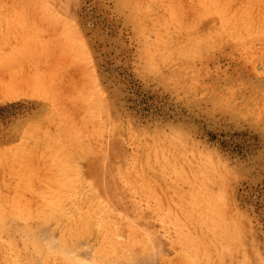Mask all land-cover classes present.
Returning a JSON list of instances; mask_svg holds the SVG:
<instances>
[{
  "label": "rangeland",
  "instance_id": "374dc122",
  "mask_svg": "<svg viewBox=\"0 0 264 264\" xmlns=\"http://www.w3.org/2000/svg\"><path fill=\"white\" fill-rule=\"evenodd\" d=\"M127 261L264 264V0H0V264Z\"/></svg>",
  "mask_w": 264,
  "mask_h": 264
},
{
  "label": "bare ground",
  "instance_id": "6f19581e",
  "mask_svg": "<svg viewBox=\"0 0 264 264\" xmlns=\"http://www.w3.org/2000/svg\"><path fill=\"white\" fill-rule=\"evenodd\" d=\"M75 171V170H74ZM71 178V177H70ZM146 232V231H145ZM148 234V233H147ZM155 241V240H154ZM41 242V241H40ZM131 243V242H130ZM155 244V243H154ZM153 245V244H152ZM45 247L43 248V249H45V248H47V250H51V247H47V244H45L44 245ZM154 246V245H153ZM53 247V246H52ZM154 247H156V245L154 246ZM56 248V247H55ZM114 248V247H113ZM59 249V248H58ZM110 249H111V247H110ZM60 250H62V252H64L65 250L62 248H60ZM64 250V251H63ZM116 250V249H115ZM112 251V250H111ZM48 252V251H47ZM58 252V251H57ZM66 252V251H65ZM70 252V251H69ZM115 253V252H114ZM120 253V252H119ZM152 253H154V252H152ZM149 254V253H148ZM66 255H67V253H66ZM147 255V254H146ZM129 257V256H128ZM139 257V256H138ZM142 257H145V256H142ZM149 257H150V255H149ZM132 258V257H131ZM151 258H153V257H151ZM127 259H129V258H127ZM139 260H140V258H138ZM138 259L136 260V262L138 261ZM144 260L146 259V257L145 258H143ZM143 259L141 260V261H143ZM152 260V259H151ZM63 261V260H62ZM129 261V260H128ZM128 261H127V264H128ZM140 261V262H141ZM147 261V260H146ZM139 262V261H138ZM145 262V261H144ZM149 262V261H148ZM148 262H145L144 264H148ZM124 263H126V261L124 262ZM143 263V262H142ZM151 263V262H150ZM120 264V263H119ZM140 264V263H139Z\"/></svg>",
  "mask_w": 264,
  "mask_h": 264
}]
</instances>
